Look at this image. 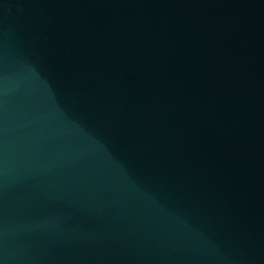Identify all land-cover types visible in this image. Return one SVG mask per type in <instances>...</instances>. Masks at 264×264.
<instances>
[{
	"label": "water",
	"instance_id": "water-1",
	"mask_svg": "<svg viewBox=\"0 0 264 264\" xmlns=\"http://www.w3.org/2000/svg\"><path fill=\"white\" fill-rule=\"evenodd\" d=\"M0 264H264V0H0Z\"/></svg>",
	"mask_w": 264,
	"mask_h": 264
}]
</instances>
